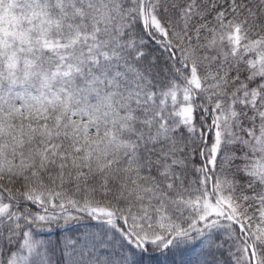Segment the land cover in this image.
Wrapping results in <instances>:
<instances>
[{"label": "snow or ice", "instance_id": "obj_1", "mask_svg": "<svg viewBox=\"0 0 264 264\" xmlns=\"http://www.w3.org/2000/svg\"><path fill=\"white\" fill-rule=\"evenodd\" d=\"M0 264H264V0H0Z\"/></svg>", "mask_w": 264, "mask_h": 264}]
</instances>
